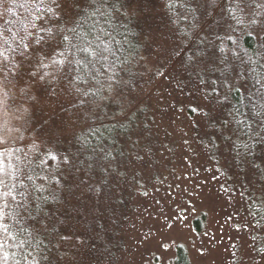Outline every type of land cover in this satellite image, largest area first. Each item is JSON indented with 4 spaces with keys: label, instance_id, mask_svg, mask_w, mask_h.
<instances>
[{
    "label": "rangeland",
    "instance_id": "1",
    "mask_svg": "<svg viewBox=\"0 0 264 264\" xmlns=\"http://www.w3.org/2000/svg\"><path fill=\"white\" fill-rule=\"evenodd\" d=\"M197 2L195 22L191 16L185 21L177 12L162 10L147 24L141 83L120 97L118 108L123 105L127 113L134 109L140 117L143 109L152 121L126 127L140 133H133L124 146L118 144L126 154L106 164L112 171L101 176L103 195L99 202L94 199L98 207L79 218L86 223L77 225L81 236L78 245L71 240L72 256L64 257L66 264H173L177 245L186 249L189 264H264L258 251L264 248L260 226L264 225V143L243 132L232 136L234 144L222 139L221 131L227 135L240 126L226 116L225 101L216 103L214 94L208 95L211 87L198 85L185 70L199 36L208 34L210 26L221 35L224 26L212 0ZM193 23L195 28L190 27ZM261 31L260 26L255 28L256 33ZM210 38L219 43L215 35ZM1 43L0 39V138L7 150L22 146L29 156H36L76 121L56 114L51 118L57 107L53 96L60 98L55 92L46 97L41 91L39 102L32 103L29 98L35 90L19 71L26 67ZM219 91L221 96L228 92L223 87ZM256 110L250 101L236 119L244 120L241 114ZM139 120L135 115V122ZM226 120L231 122L228 128L223 127ZM245 143L252 145L250 151ZM114 149L115 145L111 152ZM197 217H202L199 229L194 224Z\"/></svg>",
    "mask_w": 264,
    "mask_h": 264
},
{
    "label": "trees",
    "instance_id": "2",
    "mask_svg": "<svg viewBox=\"0 0 264 264\" xmlns=\"http://www.w3.org/2000/svg\"><path fill=\"white\" fill-rule=\"evenodd\" d=\"M162 1H164V4H162ZM205 1L207 4L211 0ZM87 2L88 0H82L84 5H87ZM227 2L228 0H219V5L216 7L217 0H215L213 4L214 10L222 14L221 23L224 26H222L221 36L230 33L235 35H232L233 37H236L235 45L225 39L223 47L229 53L231 49L235 48L245 61L251 56L253 60L264 63V31L259 32V35H257L255 28L258 25H251L247 20H244L243 23H237L235 20L229 19L223 11L227 6ZM108 3L115 5V8L107 9L110 23H105L104 18L97 16L88 19L84 27L87 29L89 24L99 21V25L105 27L115 37V40L120 42L119 44L113 43L112 46L118 49V60L113 67V71L117 72L121 78L122 82L119 86L121 94L116 97L115 93H112L111 95L115 98L109 99L110 93L103 89L97 91V88H99V85H97L91 89L92 92L97 93L96 96L89 94L85 97L75 92L67 77L55 72L56 65L44 69L43 71L53 73L57 77L52 81L50 88L43 91L45 96L50 97V92L53 93V90L55 94L60 96L59 99L55 95L53 96V99L57 101V107L52 117L48 116L47 118H54L55 114L61 118L69 116L74 118L76 124L69 127L70 130L64 129L61 136L51 141L52 146L43 149L36 156H29V153H26L22 146H13L6 150L4 157H0V161H2L5 168L19 166L32 175L35 186L43 185L45 188V191L40 195L49 197L46 201H37L42 211L37 215L36 221L22 222V226L26 231L19 233V238L29 243L22 248L10 249L9 264H16V261H19V264H33V259L39 261V264H66L64 257L72 256V254H69L73 249V245L70 244L71 240H75L72 244L76 243L78 245L77 237L81 236L79 234L81 231H77V225L86 223L80 222L79 218L83 214L89 215L94 206L98 207V203H95L94 199L98 198L99 202V198L102 197L104 192L103 189H105V183L101 182V176L105 170L100 166L88 169L83 162L89 158L94 159L98 155V153L91 151L93 147L97 146L111 152V148L115 145L116 149L111 152V155L115 158L123 156L126 152L118 144L122 143V146H124V143L127 144L133 138V133H140L139 130L129 132L126 127H141L142 124L145 125L148 121H152L150 116L144 115L143 109L140 112L141 117L139 113L131 109L127 113L128 118L125 119L124 116L119 115L122 108L119 109L118 107L121 103L120 97L126 96L128 91H132L141 83L140 65L144 58L147 24L152 21L153 15H158L159 12L160 14L163 13L162 10H170L166 7L167 0H108ZM36 4L37 0H3L0 3L1 46L5 50H9L10 55L18 56L21 60L19 64L22 63L26 67L23 68L22 65L19 67V71L24 73L29 68L40 71L39 66L35 63V57L32 56L31 50L37 47L34 41L41 36L45 40H49L52 35L58 37L60 35L58 29L65 27L64 21L57 25L55 17H52L51 21L47 19L45 9L51 4V0H45V5L39 13L36 11ZM51 6L54 7V5ZM116 9H119V11H116ZM92 11V8L86 7L81 12L79 6L72 9L73 14L80 12L75 17L78 22H83ZM209 11L213 10L209 9ZM36 15L45 17L43 24L35 19ZM57 15H60V13L58 12ZM33 23L36 24L35 29L32 28ZM73 26L75 25L72 23L67 24V27ZM41 28L50 29L51 31L41 30ZM29 33H32V35H29ZM69 35L71 34L69 33ZM25 43L29 44L27 52L23 47ZM21 53H24V55L22 56ZM56 58L53 57V59ZM230 59L237 64L240 71L250 67L248 64L241 63L239 59L231 56ZM121 61L123 62V70L120 67ZM251 66L257 67V70L260 71L258 64ZM254 75L252 74L247 78L249 82L254 78ZM26 79L29 80L27 76ZM100 79L106 85V78L101 76ZM241 82L238 81L237 86ZM249 102L248 92L243 88L240 92L232 90L228 93V99L225 101L226 116H230V120L236 124L233 119V117L237 118L236 110L239 109V113H241ZM135 115L137 119L140 118L138 123L135 122ZM30 121H34L33 118H30ZM120 123L124 125L125 130L119 135H110L106 131L114 124L119 127ZM89 128H99L103 133V137L90 135ZM81 137L87 139V147H82L84 140ZM113 139H115V143H113ZM46 150H50L51 154L56 156V159L53 160L45 154ZM62 157H68L69 162L65 163ZM108 162L109 160L104 161V164ZM40 177H47V179L42 180ZM25 182L31 184L29 181ZM201 218H194L196 229H199ZM88 230L89 228L85 232ZM13 231H17L15 226ZM64 241L69 242V244H63ZM29 252L32 253V256L25 261L24 257ZM173 264H189L184 246H176Z\"/></svg>",
    "mask_w": 264,
    "mask_h": 264
},
{
    "label": "snow or ice",
    "instance_id": "3",
    "mask_svg": "<svg viewBox=\"0 0 264 264\" xmlns=\"http://www.w3.org/2000/svg\"><path fill=\"white\" fill-rule=\"evenodd\" d=\"M2 2L3 0H0V3ZM212 3L214 4L215 0H212ZM44 5L45 0H37V13L41 11ZM51 5H54V7ZM77 6L80 7L81 12L86 7L93 9L83 22H78L75 19L80 12L72 13V9ZM166 7L177 12L180 18L185 21H188L190 16L194 22L199 19L195 15L199 10L197 0H167ZM108 8H115V5L109 4L108 0H88L87 5H84L82 0H51V4L45 9L47 19L51 21L52 17H55L57 25L61 21H64L65 27L58 29L60 33L58 37L52 35L49 40H45L41 36L34 41L37 47L31 51L40 71H34L29 68L25 72V75L29 78L35 90V95L29 98L33 104L39 102L40 92L48 90L52 81L57 79L53 73L43 71L53 65L57 66L55 72L67 77L69 84L72 85L75 92L80 93L82 96L86 97L89 94L96 96L97 93L92 92L91 89L97 85H99L97 91L103 89L110 93L109 99L115 98L111 95L112 93H115L116 97L121 94L119 87L122 82L121 78L117 72L113 71V67L118 60V49L112 46L113 43L119 44L120 42L115 40V37L105 27L99 25V21L89 24L87 29L84 27L88 19L97 16L104 18L105 23H110L108 19ZM116 11H119V9H116ZM223 11L229 19L235 20L237 23H243L244 20H247L249 24L258 25L264 31V0H228L227 6ZM58 12L60 15H57ZM35 19L41 21V24H43L45 17L36 15ZM69 23L75 26L67 27ZM196 26L195 23L190 25L192 28ZM32 28H36L35 23L32 24ZM41 30L51 31L50 29L43 28ZM179 31L185 36H190V33L184 29H180ZM29 35H32V33H29ZM211 35H215V40L219 43H215L210 38ZM225 39L233 45L236 44L232 34L225 33L224 36H221L218 32H214L210 26L208 34L199 36L197 49L187 58L185 70L188 72L189 77L195 78V82L198 85L211 87L212 91L208 95L213 96L214 94V100L218 104L227 101L228 93L232 90L240 92L243 88L247 91L253 108L257 109V111L252 115L241 114L245 115L244 120L233 117L235 123L240 127L227 135L221 131L220 135L222 139L234 144L235 142L232 141V136L243 132L254 142L264 143V63L253 60L251 56L246 61L243 60L235 48L231 49L230 53L227 52L225 47L221 46ZM23 47L26 52L29 50V44L25 43ZM21 55L23 56L24 53H21ZM54 56L57 58L53 59ZM230 56L239 59L241 63L248 64L250 67L245 68L244 71H240L232 62ZM256 64L259 65L260 71L257 70V67L251 66ZM120 67L123 70L122 61L120 62ZM210 73H218L219 75L215 79L209 80L206 77ZM252 74H255L254 78L249 82L247 78ZM101 76L106 78V85L100 79ZM235 81L242 82L237 86ZM220 87L228 90L223 96L220 95ZM121 108L122 110L119 115L127 119V110L123 108V105H121ZM192 110L196 111L195 108ZM236 111L239 113V109ZM204 115L208 116L209 113L204 112ZM256 117H260V119H256ZM230 123V121H224L223 127L228 128ZM257 129L261 131L258 132ZM124 130L122 123H120L119 127L114 124L111 128L106 129L110 135H119ZM89 133L92 136L103 137V133H101L99 128H89ZM81 139L84 140L82 147H87V139L83 137ZM113 143H115V139H113ZM184 143H187V141L185 140ZM0 147L4 149V151H0V157H4L8 145L2 138H0ZM32 147L34 150L38 148L36 144H33ZM216 147H219V145H216ZM243 147L250 151L252 145L245 143ZM91 151L98 153V155L94 159L89 158L85 160L83 162L85 166L88 169L100 166L105 171L111 172L112 169L104 164V161L115 159L111 155V152L99 146L93 147ZM45 154L49 155L53 160L56 159V156L52 155L50 150H46ZM143 158L137 155V159ZM62 159L65 163L69 162L68 157H62ZM254 166L259 167L258 165ZM40 179L46 180L47 177H40ZM25 181H29L31 184ZM44 191V186H35L33 176L19 166L5 168L2 161H0V264H9L10 249L22 248L29 243L19 238V233L26 231L22 226V222L37 220V215L42 211L37 201H46L49 198L40 195ZM257 214H259V211ZM261 219L264 220V216H261ZM257 224L260 225V221H257ZM14 226L17 228L15 232L13 231ZM260 226L264 227V225ZM258 251L264 255V248H260ZM31 256L32 253L29 252L24 257L25 261ZM16 264H19V261H16ZM33 264H39V261L33 259Z\"/></svg>",
    "mask_w": 264,
    "mask_h": 264
}]
</instances>
